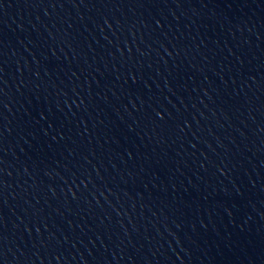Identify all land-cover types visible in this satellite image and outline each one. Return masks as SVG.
<instances>
[{"label":"water","instance_id":"95a60500","mask_svg":"<svg viewBox=\"0 0 264 264\" xmlns=\"http://www.w3.org/2000/svg\"><path fill=\"white\" fill-rule=\"evenodd\" d=\"M0 264H264V0H0Z\"/></svg>","mask_w":264,"mask_h":264}]
</instances>
